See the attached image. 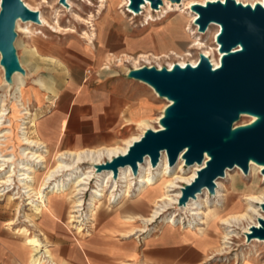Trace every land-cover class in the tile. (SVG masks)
I'll return each mask as SVG.
<instances>
[{
	"label": "rangeland",
	"instance_id": "obj_1",
	"mask_svg": "<svg viewBox=\"0 0 264 264\" xmlns=\"http://www.w3.org/2000/svg\"><path fill=\"white\" fill-rule=\"evenodd\" d=\"M22 1L29 8L39 12L42 22H22L19 23L20 27L15 26L17 35L14 40V47L24 73H21L22 75L13 74L14 77L12 75V86L6 87L0 67V99L3 98L5 100V107L7 108L4 115L5 120L3 119L0 125V132L2 133L0 137V154L3 155L10 153H14L16 156L19 155L18 147L21 142L17 138V130L20 123L19 119L27 117L26 114H23L24 108L30 111L35 119L49 108L50 96L45 93H42L38 99L33 96V88L37 85L35 79L41 78L46 83H49L52 76L55 75V78L60 79L58 81L59 87H62L64 78L57 77L58 74L63 72L62 70H68L73 76H80V74L85 72V69H88L89 66L80 65L79 59L83 56L82 51L85 50V47L89 46L87 39L83 37V32H91L89 23L85 22L90 14H93L92 21L96 33L93 38V48L95 49L98 41H102L104 25L114 20L116 24L112 23L108 26L102 44L107 51H120L128 33L132 35L141 33L143 35L139 38H132L131 42L136 39H142L150 33H175L173 36H175L178 44L176 51L179 55L158 59L152 57L137 58L140 53L146 51L142 49L137 53L128 54L136 57V61L126 60L121 65H117L116 61H113L114 56H109L104 68L109 70L111 66V70L106 71V74L110 76H127V72L131 68L144 65L161 68L182 61L188 63L198 58V54L202 50H207L211 56H217L213 50L216 36V26L214 25H210L204 34H200V39L205 47L202 49H191L188 51L190 56L186 55L185 51L188 49V43L193 37L192 33L197 32V26H193L192 22H190L191 16L186 9L183 12H180V10L169 12V18L167 16L162 17L146 25L144 24L143 16L145 10L140 15L133 17V14L127 10L128 7L123 3V0H105L103 8H100L101 0H69L68 6L64 5V7L60 5L59 0ZM241 1L243 3H251L257 0ZM151 13H153L154 18H158L157 12L151 11ZM173 22H176V25ZM189 27L191 31L188 29ZM19 96L22 105L16 100V97ZM166 105L168 104L164 97L155 95L153 120L151 122L148 119V125L156 127V120ZM8 118L11 120L10 125L8 124ZM249 119V116L243 115L237 123H246L249 122ZM28 125L29 122L27 123L29 136L35 138L34 128ZM8 128L11 130L10 133L6 132ZM134 131L132 129L126 132L123 137ZM127 140L128 138L118 140L116 144L109 148L122 147ZM10 149L12 150L10 151ZM39 149L42 150L41 148ZM46 159V165L49 169L55 164V159L52 155H48ZM107 159L103 157L101 161H106ZM178 162L179 160L168 169V174L166 175V179L171 182L168 188L171 198L182 186L188 183L187 178L192 173L188 169L190 167L185 165V162H179L178 166H175ZM34 165L36 166L37 174L35 186H37L38 181L42 178L43 167L37 164ZM80 166L84 168L88 166V163L85 161ZM249 171L248 169V172L244 173L240 167L235 166L234 170L227 171L229 172L228 177L218 180L220 181V186L217 189L215 188L214 195H210L209 190H206V193H204L205 190L202 192L200 199L203 201L207 200L208 205H215L219 209V213L208 221L205 215L204 219H201L203 212L206 210V204L200 205L199 212H201L198 215H192L191 213L195 212V210L192 211L190 208L197 209L196 204L187 205L182 209L177 207L178 201L173 199L165 200L164 211L156 218L142 221V217H148L151 214L153 208L151 204L154 196H157L158 193L157 191H151L149 196L139 199L133 196V187L130 188V195L132 196L119 207L115 205L119 198L116 197L113 201L112 196L109 194L113 187L110 190L109 188L106 189L105 196L101 199L103 203L95 218L91 219L88 203L91 192L96 187L95 179H92L88 189L81 194L82 204L78 214L80 215L82 226L85 228L80 232L68 222L69 211L72 208L71 203L65 197L59 198L65 203L67 212L64 208V211L58 214V218L50 223L47 216L41 214L44 210L51 209L52 198L58 196L50 197L47 203L45 202L42 212L40 214L35 213L33 207L27 204L26 200L27 196L34 197V193L32 191L28 192V194L23 192L21 185L17 186L16 176L13 177V182L10 186L7 184H1L2 186H0V209L8 214L9 219L17 227L26 226L34 233L36 242L45 244H54L59 239L66 242H75L76 244H89L90 242L123 244L130 239H134L139 244H142L146 237L157 234L162 227L166 226L201 234L202 236H211L216 246L209 255V261L205 264H264V242L255 240L257 237L248 240L244 234L246 228L253 225L258 217H264L258 207L259 201L264 200V175L260 172L261 168L257 165L252 166V171ZM117 184V189L113 190V193L119 192L121 188L120 179ZM244 188H249L250 191ZM218 190L220 196L216 197ZM9 194L19 195L20 197L11 200L8 198ZM110 196L111 198H109ZM197 198H195L196 202L199 203L200 200ZM140 200H143L142 204L138 203ZM243 213H245V216L239 217ZM171 215L172 218L174 217V223L165 222L164 220ZM73 224H76V222ZM49 225H52V235L47 233ZM112 230L116 231L113 232ZM106 232L110 235H107Z\"/></svg>",
	"mask_w": 264,
	"mask_h": 264
},
{
	"label": "water",
	"instance_id": "obj_2",
	"mask_svg": "<svg viewBox=\"0 0 264 264\" xmlns=\"http://www.w3.org/2000/svg\"><path fill=\"white\" fill-rule=\"evenodd\" d=\"M145 1L129 0L128 6L140 12ZM59 2L68 6L66 0ZM149 2L155 9L161 4V0ZM191 9L197 13L199 31L219 24L220 66L213 67L208 56L199 53L195 66L175 63L171 68H131L127 77L146 83L170 101L158 120L161 127L147 128L124 154L94 164L96 172L112 171L114 179L126 166L137 175L138 165L146 157L157 166L162 151L170 166L180 155L186 165L203 164L195 178L182 186L180 206L204 188L215 193V180L224 177L226 169L238 166L247 173L254 161L263 166L264 175V5L208 0ZM17 19L40 23L39 12L22 0H0V64L9 83L14 73H24L14 47ZM243 115L253 119L237 123ZM260 207L264 211V201ZM258 220L260 226H252L246 234L248 240L264 239V218Z\"/></svg>",
	"mask_w": 264,
	"mask_h": 264
},
{
	"label": "crops",
	"instance_id": "obj_3",
	"mask_svg": "<svg viewBox=\"0 0 264 264\" xmlns=\"http://www.w3.org/2000/svg\"><path fill=\"white\" fill-rule=\"evenodd\" d=\"M112 23L116 24L115 20L104 25L102 41H98L96 49L93 42H87L89 46L82 51L79 62L89 67L80 76L62 70L57 75L64 78L62 87H59L60 79L55 75L49 83L41 78L35 79L37 85L33 88V96L38 99L45 93L51 101L49 108L36 119L29 111L28 126L34 128L36 137L31 138L29 132L28 137L38 143L42 150H47V156L68 158L91 150L107 149L118 140H130L145 128L152 127L147 123L148 119L152 122L155 110V94L150 87L127 76H110L106 71L111 70V66L109 70L104 66L109 56L133 57L128 54L142 49L146 51L138 56L161 54L169 51L170 46H163L160 32L150 33L133 42L132 38L143 35L128 33L120 51H107L102 44L106 30ZM107 53L109 55L106 56ZM132 129L135 130L133 133L123 137ZM142 202L138 201L140 204ZM64 208L67 212L63 200L53 197L51 209L44 210L41 215L47 216L52 223ZM51 226H48V235H52ZM106 234L110 235L108 232ZM34 242V233L26 226L17 227L0 209V264H31V245ZM36 243L41 246L43 256L53 264H205L216 246L209 235L202 236L166 226L157 234L146 237L142 244L134 239L123 244H76L62 239L54 244Z\"/></svg>",
	"mask_w": 264,
	"mask_h": 264
},
{
	"label": "bare ground",
	"instance_id": "obj_4",
	"mask_svg": "<svg viewBox=\"0 0 264 264\" xmlns=\"http://www.w3.org/2000/svg\"><path fill=\"white\" fill-rule=\"evenodd\" d=\"M67 3L69 0H66ZM124 4L128 7L127 10L133 14V17L140 15L143 10H145L144 20L146 25L154 22L157 19H160L162 17H170L168 15L169 12L175 11V10H180V12L184 11L185 9L187 10V13L191 16V21L193 26H197L195 23V19L197 17V13L191 9V6L195 3H200V4H205L206 1L208 0H179L178 2H172L171 0H161V4L159 8H152L150 5L149 0H146L142 5H141V11L140 12H134L129 8V0H123ZM210 1H215V0H210ZM224 1V0H221ZM239 1V0H237ZM100 8H103L105 6V0L100 1ZM240 2H242L240 0ZM60 3V2H59ZM243 3V2H242ZM256 3H260L264 5V0H257L251 3H243V4H250L251 6H254ZM62 7H64L63 4H60ZM33 10V9H32ZM98 11V10H97ZM151 11H155L158 13V18L153 17V13ZM97 14V13H96ZM89 18L87 21L89 23V26L91 27V32L84 31L83 32V37L87 39L88 42H93V38L95 37V31H94V24H93V14L88 15ZM132 17V18H133ZM40 21L42 22V17H40ZM83 19V18H82ZM28 23L31 22L30 20L28 21H22L21 19H17L16 25L17 27H20L19 23ZM173 24L176 25V22H173ZM210 25L216 26V36L220 30V26L217 23H212ZM209 25V26H210ZM208 26V27H209ZM60 29V27L58 26ZM191 31V28H188ZM209 28H207L205 31H199L198 26H197V32H193V37L191 38L190 43H188V49H186L185 53L186 55L190 56V53L188 52L191 49L195 48H204L205 45L202 43L200 39V34H204ZM196 30V29H195ZM175 33H162V39L164 40L163 46L168 44L170 46L169 51H165L161 54H148V55H140L137 58H161V57H169L171 55H179L176 51V48L178 46L176 42L175 36H173ZM216 36H215V48L213 49L214 52L217 54V56H211L207 50H202V52L199 53H204L208 58L210 59V62L212 63V66L215 68H218L220 66V59H221V53L218 50V43L216 41ZM159 45V44H158ZM214 53V54H215ZM125 55V54H124ZM123 55V56H124ZM126 60H132L136 61V57H115L113 58V61H116L117 65H121L124 61ZM108 61V60H107ZM199 61V54L198 58H195L188 62L189 64L195 66ZM175 64V63H174ZM181 66H185L187 63H184V61L178 63ZM173 64H169L168 68H171ZM0 67L3 72V82L6 83V87L12 86V83L7 82L4 80V68L0 64ZM138 68V67H137ZM21 74L20 72L14 73V75ZM13 75V77H14ZM22 75V74H21ZM149 86V85H148ZM150 89L153 91L155 95L158 96V94L154 91V89L149 86ZM19 95V94H18ZM166 102L169 104V100L167 98ZM16 100L18 101L19 104L22 105L20 96L16 97ZM17 103V104H18ZM20 105V106H21ZM167 106V105H166ZM6 107H5V100L3 98L0 99V125L2 120L4 119V115L6 114ZM23 114H26L27 117H23L19 119L20 123L18 126L17 130V138L20 140L21 145H19V158L16 156L14 153H10L8 155H3L0 154V186L1 184H7L10 186L13 182V177H17V182H18V187H22L23 192H28L32 191L34 194V197L27 196V204H29L31 207H33L35 213L40 214L42 212V208L45 207V202L49 200L50 197L52 196H58V197H65L70 203H71V208L72 210L69 211L68 215V222L74 226L77 231H83L85 227L82 226V221L79 218L80 215L78 214L79 208L82 204V196L81 194L84 193L85 190L88 189V185L92 181V179H95V186L94 189L91 192L90 199H89V215L92 216L91 219H94L95 216L97 215V212L99 211L101 204L103 201L101 200L105 196V190L109 188V190L113 187L112 191H110V195L112 196L113 201L115 200L116 197L119 198V200L116 201L115 205L116 206H121L124 204L132 195H130L131 191L130 188L133 187V196L136 198L141 199V197H147L149 196L151 191H157L158 195L154 196L153 201L151 206L152 211L151 214L148 217H142V221H145L147 219H153L156 218L158 215H160L164 211V202L165 200H177L181 195V188L178 190L174 197H170L169 195V187L171 185V182L166 179V175L168 174V169H170L167 155L164 151H162L160 155V160L157 164V166L153 167L150 163V160L148 157L144 159V162L139 163L138 165V174L134 175L130 166L126 167H121L119 169L118 177L116 179L113 178L112 176V171H107L104 170L100 173L96 172L94 164L97 163H102L104 161H101L103 157L108 158L107 160L113 158L114 156L118 154H124L129 146L135 141L138 140L144 131L147 128H152V127H147L145 128L142 133L138 136L133 137L130 140L126 141V144L122 147H115V148H107V149H101V150H91L87 152L86 154H76V155H71L70 157H57L55 159V164L51 168H47L46 162H47V150H40L38 143L35 141L31 140L28 137V131H27V123L29 122V117L28 115L30 112L24 108ZM163 110L160 114V116L156 120V128L161 127L158 123L159 118L162 116ZM253 119L252 116H250L249 121ZM5 120V119H4ZM8 124H11L10 118H8ZM4 129V128H3ZM155 129V128H153ZM10 128L7 129L6 132L10 133ZM2 133L0 132V137ZM3 140V139H2ZM179 162H184V159L182 158V155L179 156L178 158ZM86 161L88 163V166L86 167H81L80 165L83 164ZM179 162L175 165L178 166ZM40 165L43 167V174L42 178L40 181H38V185L35 186V178H36V166L34 164ZM186 165V164H185ZM203 164H197L194 163L192 165H187V167H190L192 171L191 175L187 178V182H191L195 176L197 170L202 166ZM257 165L261 168L263 166L260 164H257L254 161H250L249 163V170L252 171V166ZM38 168V167H37ZM230 170L233 169H226L225 171V176L218 178L215 180L216 183V189L218 186H220V179H224L225 177L229 176ZM249 171V172H250ZM172 174V173H171ZM174 174V171H173ZM120 176V178H119ZM120 179L121 182V188L118 193H113V190H116L118 184V180ZM110 182V184H109ZM6 185V186H7ZM14 189V187H13ZM246 189V188H244ZM205 190V191H204ZM207 188H204L200 193H197L196 197L198 196L197 199H199V203L196 202L195 198H190L185 205L180 206L178 205L177 202V207L184 209L187 205L190 204H196L197 209L192 208L191 210L195 212L191 213L192 215H198L200 205L201 204H206V210L203 212V217L201 218L202 220L204 219V215L207 217V221L212 219L217 213H219V209L215 205H208L207 200H202L200 199V196L202 195V192L206 193ZM247 191H250L249 188L246 189ZM217 196H220L219 190L217 191ZM203 193V194H204ZM232 193V192H231ZM230 193V194H231ZM16 194V193H15ZM31 194V193H30ZM210 195H214V193H209ZM232 195V194H231ZM111 196L109 198H111ZM206 196V195H205ZM20 196L17 195L15 196L14 194H9L8 198L13 200L15 198H19ZM22 197V196H21ZM234 197V196H233ZM232 197V198H233ZM135 198V199H136ZM209 198V197H208ZM60 199V198H59ZM229 199V198H228ZM264 200L259 201L258 207L260 208V211L264 214V211L261 209L260 204ZM227 203V202H226ZM250 204V203H249ZM230 205V204H229ZM204 207V206H203ZM49 208V207H48ZM224 209V208H223ZM252 209V208H251ZM222 210V209H221ZM247 210V209H246ZM245 210V212H246ZM191 211V212H192ZM245 216V213L241 214L239 217ZM264 216V215H263ZM237 217V218H239ZM259 218V217H258ZM256 220L253 225L249 226L246 228V231H244V234L246 235L247 233L251 232L252 226L259 227L260 223L259 220ZM264 218V217H263ZM165 222H171L174 223V217L172 218V215L169 218H166L164 220ZM76 222V224H73ZM191 224V223H189ZM85 226V225H84ZM190 227V225H189ZM196 227V226H194ZM230 232V231H229ZM255 240L264 242L263 240H260L259 238H256ZM31 249L33 251V256L30 259L31 264H53L48 260V258H45L43 254L41 253V246L34 242L31 245Z\"/></svg>",
	"mask_w": 264,
	"mask_h": 264
}]
</instances>
